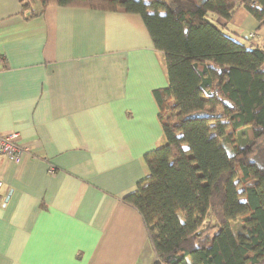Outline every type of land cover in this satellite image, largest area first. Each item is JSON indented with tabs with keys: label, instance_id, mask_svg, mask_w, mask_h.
Wrapping results in <instances>:
<instances>
[{
	"label": "crops",
	"instance_id": "crops-1",
	"mask_svg": "<svg viewBox=\"0 0 264 264\" xmlns=\"http://www.w3.org/2000/svg\"><path fill=\"white\" fill-rule=\"evenodd\" d=\"M32 5L0 0V135L25 146L20 163L0 158V264H153L121 199L165 144L152 95L168 86L164 54L122 9ZM216 24L264 41L243 8Z\"/></svg>",
	"mask_w": 264,
	"mask_h": 264
},
{
	"label": "trees",
	"instance_id": "trees-1",
	"mask_svg": "<svg viewBox=\"0 0 264 264\" xmlns=\"http://www.w3.org/2000/svg\"><path fill=\"white\" fill-rule=\"evenodd\" d=\"M38 1L39 12L138 15L164 54L168 86L152 95L165 144L121 199L141 217L153 264H264V41L248 47L216 24L243 8L264 28V0ZM32 4L21 0L22 14Z\"/></svg>",
	"mask_w": 264,
	"mask_h": 264
},
{
	"label": "built area",
	"instance_id": "built-area-1",
	"mask_svg": "<svg viewBox=\"0 0 264 264\" xmlns=\"http://www.w3.org/2000/svg\"><path fill=\"white\" fill-rule=\"evenodd\" d=\"M254 37L253 34L249 36ZM1 63V59H0ZM25 152V146L19 141V135L17 133H11L8 135H0V158L4 160L12 161L13 163H20L22 154ZM2 189V182L0 180V194ZM1 201V195H0Z\"/></svg>",
	"mask_w": 264,
	"mask_h": 264
},
{
	"label": "rangeland",
	"instance_id": "rangeland-1",
	"mask_svg": "<svg viewBox=\"0 0 264 264\" xmlns=\"http://www.w3.org/2000/svg\"><path fill=\"white\" fill-rule=\"evenodd\" d=\"M209 218H211V217L209 216ZM213 223H214V221L210 220L206 224H204V226L205 225L207 226L208 224H213ZM232 228H233L235 234H238L240 232L241 228H242V224L238 220L237 222H235V224H232Z\"/></svg>",
	"mask_w": 264,
	"mask_h": 264
}]
</instances>
